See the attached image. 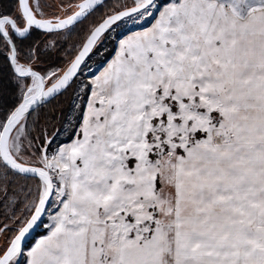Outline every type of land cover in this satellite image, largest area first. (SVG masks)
<instances>
[{
  "label": "snow or ice",
  "instance_id": "obj_1",
  "mask_svg": "<svg viewBox=\"0 0 264 264\" xmlns=\"http://www.w3.org/2000/svg\"><path fill=\"white\" fill-rule=\"evenodd\" d=\"M103 7L0 0V264H264V0H118L51 62Z\"/></svg>",
  "mask_w": 264,
  "mask_h": 264
},
{
  "label": "trees",
  "instance_id": "obj_2",
  "mask_svg": "<svg viewBox=\"0 0 264 264\" xmlns=\"http://www.w3.org/2000/svg\"><path fill=\"white\" fill-rule=\"evenodd\" d=\"M43 2L47 5V8H48L49 6H51V3H55L58 5L60 4L68 5V4L76 3L77 0H43ZM115 4L116 3L114 2V0H106L105 7L98 9L95 14L90 16L88 20L84 22V24L78 25L76 30L72 32L69 37L61 41V51L57 53L56 55H54L53 57H51V62H54V64L56 65H63V63L65 62L64 53L73 52L75 50L73 48L74 45L76 46V48H78L79 44L83 41V39L85 38L87 34L88 26L93 23H98L100 19L102 18V16L106 14L111 9V7H113ZM57 11L58 9L54 12H50L49 14L55 13ZM36 35H37V38H39V33H37ZM106 40H104V42L101 45H99L97 49L94 50L90 58L92 59L99 51H102L103 49H105V53L97 60L98 63H101L102 65L111 58V56L113 55L115 51V38H111L110 40L106 39ZM3 87H4V84L0 83V88H3ZM7 91L10 94H14V89H12L10 86H8ZM68 104H69V97H65V96L58 97L56 100L52 102V104L47 105L42 110L40 114V123L43 125L47 118L48 120L51 121V124H54L57 128H59L63 120V115H66L68 112ZM53 117H55V119H52ZM51 131H52V128L50 126L49 132ZM58 139L59 141H62L64 143L70 142L69 134L63 131L61 132V135L59 136ZM25 184L32 185L33 181L30 178L25 179L24 177L17 176L14 178V182L12 185H10V188L15 189L16 192L19 193L20 188ZM20 199L23 200L22 194H20ZM3 200H4L3 194L0 193V201H3ZM5 211L6 210L4 208L3 203H0V221L4 219ZM16 211L17 212L19 211V207L16 209ZM43 233L44 232H42L41 230H38L36 233V236L32 238V240L29 242L28 245H31L33 242H35L36 238L42 235Z\"/></svg>",
  "mask_w": 264,
  "mask_h": 264
},
{
  "label": "rangeland",
  "instance_id": "obj_3",
  "mask_svg": "<svg viewBox=\"0 0 264 264\" xmlns=\"http://www.w3.org/2000/svg\"><path fill=\"white\" fill-rule=\"evenodd\" d=\"M114 2L115 3H117L118 2V0H114ZM121 2H123V0H121ZM128 2H130V0H128ZM57 6H58V4H55V3H51V6H49L47 9H46V11L48 12V13H50V12H54V11H56L58 8H57ZM129 27H132L131 25H129ZM133 30H136L135 28H133ZM118 31H120V33H121V35H127L128 34V32L127 31H125V30H118ZM112 38H115V40H116V34L114 33L113 34V37ZM110 40V39H109ZM106 41H108V40H106ZM107 44V43H106ZM104 47H106V46H104ZM105 53V49H103L102 51H99L92 59H90V61L88 62L89 63V65L91 66V68L94 70V71H96V72H98V70H99V68L102 66V64L101 63H98V59L103 55ZM67 143V142H66ZM38 230H41L42 232H44L42 235H40V236H38L37 238H36V240L37 239H39L41 236H43V235H45L46 234V230L43 228V227H41V228H39ZM37 230V231H38ZM37 233V232H36ZM35 236H36V234H35ZM34 236V237H35ZM35 240V241H36ZM33 243H35V242H33ZM32 243V244H33ZM29 244V243H28ZM31 244V245H32Z\"/></svg>",
  "mask_w": 264,
  "mask_h": 264
},
{
  "label": "crops",
  "instance_id": "obj_4",
  "mask_svg": "<svg viewBox=\"0 0 264 264\" xmlns=\"http://www.w3.org/2000/svg\"><path fill=\"white\" fill-rule=\"evenodd\" d=\"M115 55V51H114V53H113V55L111 56V58L113 57ZM111 58L109 59V60H111ZM108 60V61H109ZM105 64H106V62L99 68V70H98V72L100 71V70H102V68L105 66ZM68 143V142H67Z\"/></svg>",
  "mask_w": 264,
  "mask_h": 264
},
{
  "label": "water",
  "instance_id": "obj_5",
  "mask_svg": "<svg viewBox=\"0 0 264 264\" xmlns=\"http://www.w3.org/2000/svg\"><path fill=\"white\" fill-rule=\"evenodd\" d=\"M106 1V0H105ZM37 232V231H36ZM36 232L28 239L27 244L32 240V238L35 236Z\"/></svg>",
  "mask_w": 264,
  "mask_h": 264
}]
</instances>
